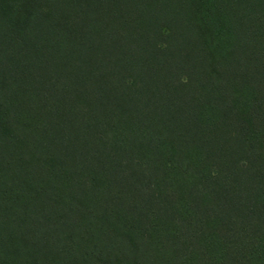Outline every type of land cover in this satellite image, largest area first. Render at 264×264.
Listing matches in <instances>:
<instances>
[{"label":"trees","instance_id":"1","mask_svg":"<svg viewBox=\"0 0 264 264\" xmlns=\"http://www.w3.org/2000/svg\"><path fill=\"white\" fill-rule=\"evenodd\" d=\"M0 264H264V0H0Z\"/></svg>","mask_w":264,"mask_h":264}]
</instances>
